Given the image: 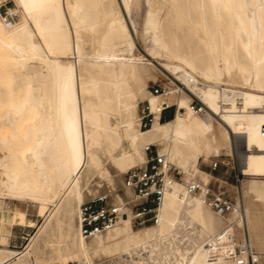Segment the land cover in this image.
I'll return each instance as SVG.
<instances>
[{
	"label": "bare ground",
	"instance_id": "6f19581e",
	"mask_svg": "<svg viewBox=\"0 0 264 264\" xmlns=\"http://www.w3.org/2000/svg\"><path fill=\"white\" fill-rule=\"evenodd\" d=\"M14 1L18 22L7 24L0 14V198L17 202L10 211L0 207V220L25 224L31 205L45 219L24 249L1 245L0 264L29 260L49 221L61 211L78 214L86 191L95 195L106 185L115 201L129 198L117 183L145 160L151 143L183 170L184 182L165 192L151 226L135 230L129 216L89 239L77 228L68 246L77 260L95 264L103 253L117 264H233L212 257L207 244L234 222L264 264V0H150L148 54L183 85L166 95L148 88L157 65L136 53L122 12L131 0ZM192 95L206 112L191 111ZM140 100L153 110L175 103L176 114L141 129ZM231 134L243 136L245 223L217 215L185 189L192 171L208 177L200 158L232 150ZM181 229L191 240L184 252ZM65 249L51 262L66 264Z\"/></svg>",
	"mask_w": 264,
	"mask_h": 264
},
{
	"label": "built area",
	"instance_id": "2783aa9c",
	"mask_svg": "<svg viewBox=\"0 0 264 264\" xmlns=\"http://www.w3.org/2000/svg\"><path fill=\"white\" fill-rule=\"evenodd\" d=\"M4 22L14 24L19 19L15 8L6 9L1 14ZM183 86L179 80L155 83L150 91L158 95H166L170 88L176 90ZM190 109L196 114L206 112V106L195 96L190 100ZM177 105L162 101L153 110L149 101L138 106L139 127L147 129L158 118L162 121L165 115L176 114ZM264 132V126H263ZM145 160L124 174V188L132 195L124 200L115 201L110 193H100L84 201L78 209L77 222L81 235L89 239L104 234L115 228L121 221L130 216L132 225H144L158 222L159 207L166 191L172 189L175 181L184 182L183 175L171 162L167 155L156 144L144 146ZM218 162L212 165L215 169ZM185 189L190 195H196L202 203L224 218L236 217L246 222V215L240 201L226 191L193 178L185 182ZM208 253L217 259L233 264H259V256L252 247L246 231L239 234L234 222H228L217 230L207 244Z\"/></svg>",
	"mask_w": 264,
	"mask_h": 264
},
{
	"label": "rangeland",
	"instance_id": "374dc122",
	"mask_svg": "<svg viewBox=\"0 0 264 264\" xmlns=\"http://www.w3.org/2000/svg\"><path fill=\"white\" fill-rule=\"evenodd\" d=\"M152 6L153 5L151 4L150 0H131L128 11L123 9L124 6L122 7V12L128 21L129 27L136 42V53L138 55H144L145 58L149 59H151L148 54L151 42V34L145 30V20L147 18L148 11L152 8ZM160 7H162V11L165 10L163 9V7L165 8V6ZM9 8L17 9L19 12V18H21L22 14L14 0L0 1V14H2L6 9ZM151 60L157 65L156 70H154L155 67H153V70L155 71V73H157L155 77L156 79L149 81V89L155 83H162L165 81L169 82V80H175V77L163 66L159 65L156 60ZM144 101L146 100H140L139 106L142 105ZM231 136L232 150L226 148L222 150L221 154L219 155H211L208 161H204L203 158H200V161L197 166L199 167V169L205 172L208 177H206L200 172L196 173V171H192V173H195L194 178H198L201 180H203L202 178H204L203 181H209V183H212L215 187H219L221 190L226 191L233 197H236L243 205V207H245V197L243 195L242 185L243 178L240 174L241 162L239 153L243 136L234 134H231ZM215 162H218V165L215 169H212V165ZM175 167L181 171L184 178L185 175L183 170L177 166ZM124 174L125 172L121 174L122 181H124ZM117 184V193L124 195L123 182ZM96 190L97 195L100 193H110L113 199H115V193L111 192L106 185H103L102 187H97ZM86 193V200L93 196H96V194H89L87 191ZM16 202L17 201L15 200H4L0 198V207H3L6 210L10 211L12 208H14ZM30 207L33 208H29V212L27 214L28 222L25 224L9 227L5 226L0 220V246L5 245L14 250H22L30 242L31 236L38 230V225H41L45 219L44 215L40 214L36 210L35 206L31 205ZM224 221L225 219H222V222ZM70 222H73L72 229H69ZM153 224L154 223H148L144 225L132 226L133 229L137 230L143 226H151ZM77 228V214H71L66 211H61L49 221V223L41 231L37 239L33 242L31 246V254L29 260H27L23 264H61L52 263L55 260L54 258L57 256V248L60 246L66 248L65 252L68 254L66 260H69L66 264H83V261L80 262L79 260H77V257H75V248H68L71 243L72 236L75 234V232L78 231ZM189 229H191V227ZM192 234L193 233H191V235ZM177 240L178 248L182 252H184L190 246L191 240L189 236L186 235L183 229L180 230ZM93 259L95 261V264H117V262L119 261L118 258H109L103 253L102 255L95 256ZM45 261L50 263H44ZM171 261H175L174 256H171Z\"/></svg>",
	"mask_w": 264,
	"mask_h": 264
},
{
	"label": "trees",
	"instance_id": "16d2710c",
	"mask_svg": "<svg viewBox=\"0 0 264 264\" xmlns=\"http://www.w3.org/2000/svg\"><path fill=\"white\" fill-rule=\"evenodd\" d=\"M171 118H172V116L168 114V115L164 116L162 121H166V120L171 119Z\"/></svg>",
	"mask_w": 264,
	"mask_h": 264
}]
</instances>
